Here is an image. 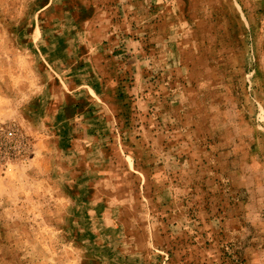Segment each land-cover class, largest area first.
<instances>
[{
    "label": "rangeland",
    "instance_id": "1",
    "mask_svg": "<svg viewBox=\"0 0 264 264\" xmlns=\"http://www.w3.org/2000/svg\"><path fill=\"white\" fill-rule=\"evenodd\" d=\"M164 3L123 38L169 69L87 164L49 102L94 75L115 0H0V264H264V0Z\"/></svg>",
    "mask_w": 264,
    "mask_h": 264
},
{
    "label": "crops",
    "instance_id": "2",
    "mask_svg": "<svg viewBox=\"0 0 264 264\" xmlns=\"http://www.w3.org/2000/svg\"><path fill=\"white\" fill-rule=\"evenodd\" d=\"M149 1L156 5L162 4L159 5V9H163L160 10V12H164L166 5L168 4L164 3V0ZM145 3H148V0H115V6H113L114 9H112L109 14L111 15V18L113 17V14H120L119 16L121 17L122 22L114 23L113 19L111 20V18H109V22L111 23L108 27L103 23L100 24V26H102L100 31L103 33L100 38L102 41L109 42L105 44L106 46L104 47L96 45L99 47L96 48V53H94V56L98 57L97 63H95V72L93 71L94 75H91L92 77L89 78L77 77L74 79L75 81L70 80L66 83L63 82L60 86V95H58V97H50L49 104H52L54 107L51 118L59 121L58 123L61 127H63L64 122H67V127L71 129L74 138L71 141L68 136L65 138V143L68 145L70 144V146L74 148L75 146H78V151H81L83 154L87 153V161H85L87 164H90L91 162L94 164V159L89 160L88 157L92 153L94 154L95 152L100 151V148H97L99 137L105 135L106 130L114 133V130L116 129L115 124H118L119 119L114 113H112L109 106L116 101L122 102L124 100V103H131V100L135 97L146 96L147 93H143V91L152 84L150 82L151 74L155 73L156 76L160 77L165 70L167 71V69H169L168 63L163 58V56L169 58L167 53L155 55V52H147L148 50H143L141 42L142 37L139 41L134 40L137 38H134V36H131L128 39L123 38V34L124 32H127V30H131V32L133 31L135 33L142 31L141 26L149 21L151 14L145 13L149 7L145 5ZM102 5L104 6V9L109 8L107 5ZM159 14H157V16H159ZM133 23L138 25V28L136 26H130ZM145 27L147 26L143 25V28ZM116 42H128L127 44L130 46L129 48H131V46L133 47V50L129 51V58H126L125 60L122 59L124 53L121 51L124 50V47L121 49L119 48V50H113V46ZM156 53H158V51H156ZM169 55L176 56L177 53L170 51ZM179 55L180 54L178 53V56ZM158 56H160V59L157 58ZM118 60L123 61L118 62ZM111 62H115L116 64ZM180 66L183 72L184 70H188V66L184 65L183 61H181ZM81 70L82 69H77V71ZM115 72L117 75L121 76L118 80L119 83H122L123 85L125 84L126 78L123 74L126 72L133 75V77H130L133 81L130 82L131 84L129 86H126L127 90L123 89L122 85H119L121 90H117V95L110 96L107 94V89L112 87ZM107 73L111 75V79H106ZM156 81L160 83V78ZM162 82H164V80ZM129 89L132 90L129 91ZM51 110L52 108H50V111ZM47 116L48 115H46V117ZM160 116L162 115L160 114ZM69 140L70 143H68ZM83 176L76 179L74 184L77 185L78 181L80 182V180L84 178ZM78 187L82 188L79 184ZM120 227L122 226L114 224L111 226V230L115 232Z\"/></svg>",
    "mask_w": 264,
    "mask_h": 264
},
{
    "label": "built area",
    "instance_id": "3",
    "mask_svg": "<svg viewBox=\"0 0 264 264\" xmlns=\"http://www.w3.org/2000/svg\"><path fill=\"white\" fill-rule=\"evenodd\" d=\"M8 135H13V131H9L8 132Z\"/></svg>",
    "mask_w": 264,
    "mask_h": 264
}]
</instances>
